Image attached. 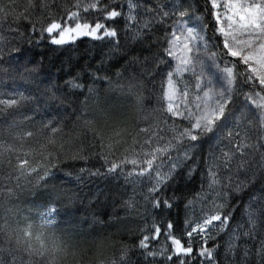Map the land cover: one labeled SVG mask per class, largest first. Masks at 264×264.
Listing matches in <instances>:
<instances>
[{
	"label": "snow or ice",
	"instance_id": "6c2138e0",
	"mask_svg": "<svg viewBox=\"0 0 264 264\" xmlns=\"http://www.w3.org/2000/svg\"><path fill=\"white\" fill-rule=\"evenodd\" d=\"M81 41L96 65L42 76ZM96 181L138 223L85 241ZM221 261L264 264V0H0V264Z\"/></svg>",
	"mask_w": 264,
	"mask_h": 264
},
{
	"label": "trees",
	"instance_id": "16d2710c",
	"mask_svg": "<svg viewBox=\"0 0 264 264\" xmlns=\"http://www.w3.org/2000/svg\"><path fill=\"white\" fill-rule=\"evenodd\" d=\"M32 56L37 61H43L42 76L63 78L81 69H86L88 65H96L101 56V46L97 44L96 47H93L92 42L81 41L76 45L57 49L56 51H52L50 47L35 49ZM97 106L100 108H119L121 107V99L111 94L106 96L102 92L98 98L90 101V108H96ZM242 123H246V121ZM198 177L199 174H197L195 185H189V187H198ZM93 191L103 192L104 195L100 197L98 202H95L94 208H90L87 207V196ZM81 195L85 197L84 205H81L79 210L71 215L65 213V222L62 223L61 227L69 231L73 229L81 231L85 241L101 234L107 236L110 232L116 233L120 228V223L110 220V218L121 217L123 218L122 223L129 226L138 223L134 215L125 218L127 209L122 207L121 203L130 193L124 192L116 182L111 184L103 181L90 183L81 188ZM26 198L32 199L33 197L29 193ZM173 219L176 220L179 226L182 217L175 211L173 212ZM124 239H128L127 234L124 235ZM221 264H223V261H221Z\"/></svg>",
	"mask_w": 264,
	"mask_h": 264
}]
</instances>
